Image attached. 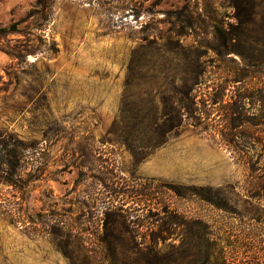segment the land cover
I'll use <instances>...</instances> for the list:
<instances>
[{"label": "rangeland", "instance_id": "1", "mask_svg": "<svg viewBox=\"0 0 264 264\" xmlns=\"http://www.w3.org/2000/svg\"><path fill=\"white\" fill-rule=\"evenodd\" d=\"M86 1L0 0V27L20 28L0 34V151L19 146L25 180L41 168L22 193L0 186L25 198L13 218L59 221L104 264H193L184 220L199 219L217 264H264V0ZM192 98L196 118L176 116ZM13 218L0 264H73Z\"/></svg>", "mask_w": 264, "mask_h": 264}, {"label": "trees", "instance_id": "2", "mask_svg": "<svg viewBox=\"0 0 264 264\" xmlns=\"http://www.w3.org/2000/svg\"><path fill=\"white\" fill-rule=\"evenodd\" d=\"M94 0H87L86 2L92 3ZM48 0H37L38 6L41 7L43 10L48 6ZM238 8V4L236 6ZM129 6L123 7V10H128ZM184 10L177 11L175 19L180 21H189L190 24L194 23V20L190 17H187L185 15ZM240 12V11H239ZM237 16V20L239 21L237 25L233 26L232 31H226V33L220 34L221 37L225 39H232L235 35H238L237 31L241 29L240 27V14ZM138 16V15H137ZM216 30L219 31V27L216 26ZM20 32V28L18 26V22H13L7 26L0 27V34L1 35H8L13 33ZM10 54L14 55L15 57H21L22 52H9ZM244 79L243 77H236L233 82L241 81ZM194 84H201L198 80V77H196L194 80ZM194 86L192 85V89ZM188 91V93H190ZM196 101L192 98L190 101L186 102L183 99H179L176 102V105L174 107V111L176 112V116L183 117L186 115L187 118H196V116H193V107L195 105ZM173 109V108H172ZM170 114V111H168ZM168 117V114H163V117H161V120H164ZM236 119V118H234ZM236 121V120H235ZM242 120H238V122L233 123V126L239 127L241 123H239ZM260 122H252L253 125H257ZM8 145L10 148H7ZM5 148L4 152L0 151V186L1 187H10L12 189H15L16 192H23L25 190V187L27 186V183L31 182L32 180L38 179L39 171L41 170L40 166H35V174L32 176L31 173L28 172V175L31 176L29 180H25L23 178V174L26 173L24 167L25 165V158L26 156L23 154V152L19 149V146L15 143L13 144H6L3 146V149ZM264 190V186H263ZM2 191L0 190V193ZM5 194V193H2ZM14 199L5 198L4 196H0V214H5L7 216H10L13 218L15 216V210H21V205L24 203L25 198L22 196L17 197L15 194H13ZM4 197V198H3ZM19 198V200H16ZM226 210V209H225ZM168 211H165L167 214ZM170 214V213H169ZM171 215V214H170ZM37 216V218H35ZM36 216H33L31 214H21L20 216L13 218L16 223H21L25 226L26 229H30V225L36 226L43 225L47 229V232L52 238V241L56 245L59 251H61L73 264H104L101 260H98L96 256H94L89 250L85 244L86 240H84L81 236H76L71 232L64 231V228L60 226L59 221L56 223H51V220H45L42 214H36ZM175 217V216H173ZM55 221V220H53ZM31 223V224H29ZM184 223L187 225H191L192 228V235L189 242L190 251H192L191 256L194 258V263L197 264V257L194 255V249H196L197 245H203L206 246V250L204 252L205 258L208 262L211 263L213 261V264H217V260L219 259V252H217L216 244L213 242L211 238V232H209L208 225L203 222L202 220L195 219L186 221L184 220ZM29 224V225H28ZM161 232L163 230L161 229ZM154 239L158 240H164V237L161 236L159 232H155L152 234L151 241ZM100 242L102 244H105L107 242L106 238L100 237ZM142 240V239H141ZM139 241V251L141 255L147 256L148 254H152L154 260L157 262L160 260V254L161 252L157 250L155 246H150L148 244H144L142 241Z\"/></svg>", "mask_w": 264, "mask_h": 264}]
</instances>
